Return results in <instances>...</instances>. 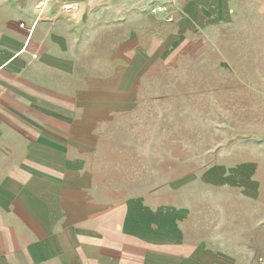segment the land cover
Returning <instances> with one entry per match:
<instances>
[{"label":"crops","instance_id":"0c3cea01","mask_svg":"<svg viewBox=\"0 0 264 264\" xmlns=\"http://www.w3.org/2000/svg\"><path fill=\"white\" fill-rule=\"evenodd\" d=\"M246 1L0 0V264H259L264 72L238 132L204 66L219 31L264 57ZM192 59L196 90L157 92Z\"/></svg>","mask_w":264,"mask_h":264},{"label":"rangeland","instance_id":"374dc122","mask_svg":"<svg viewBox=\"0 0 264 264\" xmlns=\"http://www.w3.org/2000/svg\"><path fill=\"white\" fill-rule=\"evenodd\" d=\"M165 1V0H164ZM249 2V3H248ZM165 3V2H163ZM159 2L156 9L161 8L160 12H154V14L166 13L168 11V6ZM162 4V5H161ZM247 6L250 4L254 7L264 5V0H247ZM164 9L166 11H164ZM169 12V11H168ZM246 14H243L245 16ZM256 23H259V14H253ZM171 20V18H168ZM258 25V24H257ZM255 32V29L253 31ZM260 32V31H259ZM220 33V52L219 57H207L208 62L204 64L205 69H212L214 74L212 75V80L216 86L221 87V101L222 108L224 105L227 106V99L234 96L230 102L229 111L222 110V120H226L225 117L229 116L232 119H235L237 122V130L241 132L244 130V126L240 125L241 121L246 118L245 106V94L235 90V86H245L251 85L254 89L259 90L261 88V78L260 73L264 72V57H237L238 53H244V47L240 45L239 47L234 46V40L231 38L229 31H219ZM216 36V31H215ZM260 34V33H259ZM256 34L253 36V43L256 41ZM258 45H260V39L258 37ZM257 45V46H258ZM260 48V46H258ZM211 55L218 56L217 51H210ZM203 63L192 59L186 62H183L179 67H175L171 73L166 72L163 65L158 63L156 65V70L158 76L156 78L157 92L168 93L173 97L174 94H178L179 101L180 97H183L187 94L188 90H196V88L201 84L199 81L197 71L202 69L201 65ZM209 64V66H208ZM203 66V68H204ZM262 95L260 92L258 94H253L252 107H253V130L261 129L262 124L261 120H264V100L261 98ZM248 107V106H247ZM248 114V111H247ZM233 122V121H232ZM264 125V124H263Z\"/></svg>","mask_w":264,"mask_h":264},{"label":"built area","instance_id":"2783aa9c","mask_svg":"<svg viewBox=\"0 0 264 264\" xmlns=\"http://www.w3.org/2000/svg\"><path fill=\"white\" fill-rule=\"evenodd\" d=\"M160 11H161V8H158V9H155L154 12H160ZM164 11H166V10L164 9ZM258 263L259 264H264V257H259L258 258Z\"/></svg>","mask_w":264,"mask_h":264}]
</instances>
